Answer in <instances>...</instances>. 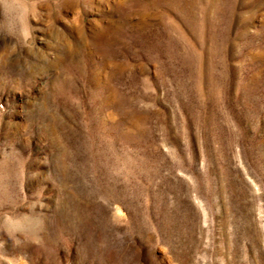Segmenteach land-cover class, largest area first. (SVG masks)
<instances>
[{
	"label": "rangeland",
	"instance_id": "rangeland-1",
	"mask_svg": "<svg viewBox=\"0 0 264 264\" xmlns=\"http://www.w3.org/2000/svg\"><path fill=\"white\" fill-rule=\"evenodd\" d=\"M0 264H264V0H0Z\"/></svg>",
	"mask_w": 264,
	"mask_h": 264
}]
</instances>
